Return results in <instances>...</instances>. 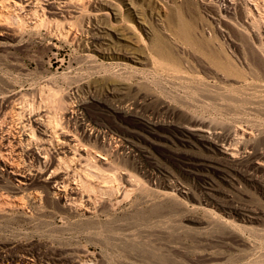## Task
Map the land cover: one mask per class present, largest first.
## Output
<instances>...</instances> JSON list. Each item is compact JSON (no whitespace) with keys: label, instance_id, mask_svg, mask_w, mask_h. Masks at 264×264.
I'll list each match as a JSON object with an SVG mask.
<instances>
[{"label":"rangeland","instance_id":"rangeland-1","mask_svg":"<svg viewBox=\"0 0 264 264\" xmlns=\"http://www.w3.org/2000/svg\"><path fill=\"white\" fill-rule=\"evenodd\" d=\"M99 1L108 4L115 9L117 3L120 4L122 7V13H120V11H117V19L116 17H113V14H111L110 18H107V16L102 15L101 13L96 16L99 19V34L101 36L99 39H92L90 35L87 36L90 46L89 49H84L83 43L85 42H83L82 40L80 44L83 48L81 49L78 46L79 39L77 40V43L74 42V44L77 45L76 46L71 42L65 41L59 36H48L45 34V32H41V34H17V38L13 34V26H10V24H8L9 26L6 24H0L1 89H8V87L9 89L15 88L17 92L25 93L30 97L33 86H39L40 82H43L46 79H50L51 82H55V86L59 89V91H62L60 94L64 93L69 97L66 99L67 102L65 105L71 110L77 109L81 103L93 101L96 99H106L105 101L107 102L111 99V101H108L107 103L111 105L113 104L115 107L123 109L127 108L125 110L134 113V115L136 116L140 114V116L138 117L143 120L147 119V121H158V127L156 130L157 135L155 136L157 139L150 137V142H144L143 140L138 141L137 139H133L134 142L136 141L135 143L137 144V146L139 148L141 147L140 149H143V151H145L147 157L141 155L131 156L129 154V150H125V154L128 153V155H130L129 163L128 161L126 162L120 158H117L114 154L113 156L111 155L112 157H110V161L112 163L114 162L113 165L115 166L119 165L122 168L128 169L130 172L135 174L139 178V180L146 186H151L152 188L156 186L154 187L155 189L158 188L160 190H166L164 189V186L162 184L164 176L159 172V169L161 168L164 173L168 172L167 175L170 176V179L172 180L171 182L177 185L178 188H182L184 191L188 190L186 191L188 195H178L179 197H176V199L178 200H176L177 202L169 199H165V202L163 201L164 199L162 197L154 196L153 201L151 198L152 203H150L151 201L149 202L148 200V203L145 201V203L142 202V204H130V200L134 199L135 195L129 196L128 199L125 200V203H123L121 206H115L112 213L116 212L115 214L119 217L124 216L132 218L137 212L149 210L150 207L154 205V207L158 210L160 209L161 212L164 213V215L162 218H159L156 223L153 224L155 227L152 225L149 230H143V232H140L138 235H136L138 237L133 236V238H130L128 242H125L129 245L132 244L130 245V249L129 246L123 247L124 244L117 241L116 244H109V246L104 249L105 251L103 250V252L99 247L89 244L84 238V235H98V233L100 232V229L98 228L99 224L97 218H95L94 221L90 222L83 219V216L79 217V215H76L72 220V222L74 221L75 224L69 225V223L64 222V219H62L60 215L55 213L56 211L54 209L46 210L43 204H37L33 202V199L30 198V196H25V202L27 203L28 207L26 206V208L23 209L16 207H13L14 209H8V207H4V210L0 213L1 247L14 246L20 251H31L33 253L38 252L44 253L46 255H52L54 251L63 253L65 252V250H78V257L82 258V262H86L85 260L87 259L86 256H88V254H93V256L96 257L102 256L101 258H103V260H106V264H264L263 109L252 107L245 110V113H243L241 109L231 107L232 111H230V109L228 111L229 107L226 106V103L218 99L215 100L216 95L214 94V97H211L213 95L209 93L201 94L199 95V97L195 90H192L193 88H190L188 85H174V82L176 81L171 79L167 75V72H163L159 67H157V65L154 64L151 59L145 57L146 55H148V50H146L144 46L153 39V37L151 38L152 33L154 36V33L157 30L156 32H158V34H160L161 36L169 37V28L170 30H173L175 27V30H177V28H180L181 22L185 25L189 22V28L193 27L189 29L191 33L194 29L196 30H194V33L191 34V39L197 46L206 44L215 45V43L220 40V33H218L219 30L217 29L219 28L216 26V22H212L213 20L211 17L216 15L215 12L217 11V7L214 6V4H209V6L204 5L202 4L201 0ZM214 2L216 1L214 0ZM206 7L208 10L205 9ZM176 13L179 15L176 16ZM170 15L171 18L169 17ZM180 15L181 17H179ZM174 18L175 20H173ZM176 18H178V21L180 22L179 25ZM127 19L131 21V24H129V22L127 24ZM226 21L228 22L229 20L225 18V21L223 22L224 26L222 25V27L227 26ZM93 24H95V21L93 22ZM166 24H169L171 27ZM171 24H174L175 26ZM188 24L186 25L187 28ZM128 25H134V29H138V31H140L139 33L143 36V38H145V40H140L134 33L132 27L128 28ZM177 25L179 27H177ZM213 26H216L217 28H213ZM144 27L149 31V33H146L144 31ZM154 27H157L156 30L154 29ZM159 28H161L162 31ZM166 30H168L169 32ZM115 31L116 33H119L118 36L115 34ZM194 34L197 36H195ZM194 36L196 39L193 38ZM78 37H80V35H78ZM82 38L86 40V36L84 34L81 36V39ZM80 50H85L83 51L84 54H82L83 52ZM85 53H89L90 55L89 57H87V59L89 58L88 62L85 59ZM93 53L96 56H94ZM190 53H192L191 56L189 55ZM125 54L127 55V57L125 56ZM186 55H184L185 61L188 60V58L189 60L188 62H185L184 67H186L187 63L190 64H188L186 67L184 73L185 77H205L206 79H203L208 80V82H217L216 79L213 80L215 74L213 73L214 71H212V69L214 68L212 66L208 67V64L203 62L204 57L199 51H196L195 49L192 50L190 48V51ZM188 55L190 57H188ZM136 58H138L139 60H137ZM111 63H114L117 66L114 64L111 65ZM114 66L116 67L114 68ZM152 75H155L154 77L157 78L155 82H153L154 77L151 78ZM160 76H163V80ZM148 77L151 80H148ZM144 80H148L150 82L152 81V84H150L148 81L145 82ZM165 80L166 82H168V80H172L174 82L171 81L169 83H166ZM56 83L59 86L56 85ZM140 84L141 86H139ZM145 84H150L148 87L154 84L157 85L151 86L150 91L149 88H144V86H146ZM30 87H32V89ZM114 87L115 89H117L111 96L110 90ZM80 89L82 91H80ZM174 89L177 90L175 91ZM152 91L154 93H158L157 95L159 97H156V95L153 94ZM176 93L178 94L175 95ZM161 94H164V96H161ZM205 94H207V97L210 96L209 100L207 99V101L203 98V96H206ZM140 95H142V97L144 96L143 98H145V96L147 97L144 100L142 97H140ZM148 95H150L151 97ZM154 95L155 98L162 99V102L161 100H156L153 97ZM166 95L170 97L172 96V98L170 99V97ZM195 96H198L199 98ZM119 97L120 99H118ZM140 98L143 100H141ZM165 100L166 102H164ZM211 100H214L215 102L213 101L212 103ZM140 101L143 105L140 103ZM143 101H146V103ZM134 102H138L139 105L141 104V107L139 108V105L136 106L137 103ZM150 102H153V105ZM155 102L156 106L159 108L154 106ZM163 102L164 104H161ZM221 102L222 105L220 104ZM147 103L148 105H144ZM199 105L204 109H200ZM135 107L137 108L135 109ZM165 108L169 109L168 111L163 112L165 111ZM208 108H212V111H209V113ZM222 109H224L223 112ZM256 109L260 113H258ZM135 111H137V113L139 114H137ZM217 111L224 115L220 113L218 114ZM193 112L196 114H194ZM199 112H203L202 114L204 115H201V113ZM224 112L226 113V116ZM216 113L220 116H217ZM195 115L197 118L194 117ZM197 115H199L200 118H205L206 122L205 120L203 121L202 118V120L199 119V116ZM96 116L97 120H101L100 123L104 125L103 128L105 127L104 129L107 136H113L117 140H121V142L125 141L124 143H126L127 138H132L130 131H128L132 130V128L130 129V126L123 121L113 119L111 116L103 112H98ZM96 116L94 117L96 118ZM212 116L215 117L213 118ZM79 117L82 116L79 115ZM194 118L198 119L197 122ZM216 118L219 123H216L217 121H214L216 120ZM191 119L193 120L192 123H194V121L196 123H199L201 121L204 122L205 124L201 122L202 125L212 134L211 137L213 139L215 133H218L221 136L227 135L229 133L230 135L235 137V143H230L233 144L232 147L234 146V149L237 148L235 149L236 151L238 150L240 152H236L237 155L239 153V155L237 156V158L239 157L238 165H234L235 167L218 165L217 169H211L210 171L199 170L195 172L196 175L195 173L189 176L185 175L182 172L181 168H178L179 165L186 167L190 166L192 162L204 163L208 162L209 160L211 161L212 158L213 160H217V158H220L214 148L212 150L207 149L206 147L201 145V142L194 136L185 138L188 139L187 145L180 144L179 138L181 137V135L178 129L183 125H190ZM168 128H174V130L176 131H170L168 130ZM225 128H229L230 130H225ZM236 130L239 131L237 132ZM224 131H226V134H224ZM230 132L233 133L231 134ZM238 134H240V136ZM166 136H168L169 138ZM222 143L224 142H221V144ZM114 144H111L112 149L116 147V143ZM117 144H119V142ZM194 144H198L199 146H195ZM98 148L99 152L104 154L106 153V150L111 151L108 145L104 148ZM179 157L183 158L179 159ZM150 173L156 175L154 176L155 178H153V181L148 177ZM211 181L215 183L213 184L214 190L211 189ZM214 193L218 198L217 202H219L220 204H209L206 201L207 198H209L208 194ZM1 195H4L10 201H14L15 199L18 200L22 197L21 193L13 191L9 188L3 190L0 189V196ZM171 201L172 203H170ZM149 203L152 205H149ZM221 204H224L226 206H236L252 213L255 212L257 213V218L247 221L244 219V216H240L236 213H231L230 215L226 214ZM134 205H138V208ZM207 210L209 212L211 211V213H209ZM37 211L40 212H38L36 216ZM41 212H43L45 215L43 216V213ZM47 213L49 217L48 215H46ZM216 214L219 215L221 219L223 218L222 220H225V222L219 219H215L214 215L216 216ZM39 215L41 216L38 217ZM98 219L104 221L106 217L101 216V218ZM84 227V230L87 229L86 233L77 230L80 228L83 229ZM144 239L147 241L144 242ZM140 241H142V243H139ZM60 249H63V251H61ZM84 249L88 250V254L84 253ZM162 256L163 258H161ZM164 257H166V259L171 258L172 261L166 260Z\"/></svg>","mask_w":264,"mask_h":264},{"label":"bare ground","instance_id":"bare-ground-1","mask_svg":"<svg viewBox=\"0 0 264 264\" xmlns=\"http://www.w3.org/2000/svg\"><path fill=\"white\" fill-rule=\"evenodd\" d=\"M215 1L216 2H214V0H201L202 4L204 5L209 6V4L212 5L214 4V6L217 7L216 8L217 11L215 12L216 15L211 17L213 20L212 22H216V26L219 28L217 29L219 30L218 33H220L219 34L220 40L217 41L216 43L214 42L215 45L206 44V45L197 46L194 43V41L191 39L192 38L191 34L194 33L195 29L191 33L189 29L193 27L189 28V24H188L189 22L186 23V25L188 24V28H187V26L184 23L182 22L180 23L178 21V18H176L178 21V25L180 23V28H177V30H175V27L173 30H170L169 28L170 31L168 35L169 37L161 36L160 34H158V32H156L157 27L156 28L154 27L156 31L154 33V36L152 33L151 38L153 37V39L147 45L144 46V48L148 50V55H146L145 57L151 59L154 62V64L157 65V67H159L163 72L164 71L167 72L168 73L167 75L171 79L176 81L174 82L171 80L172 82L175 83L174 85L176 84H180V86L188 85L190 88H193L192 90H195L198 96L204 93H209L212 95L214 94L216 95L215 100L218 99L226 103V106L229 107V108L227 107L228 111L229 109L230 111H232L231 107H233L236 109H241L243 113H245L244 112L245 110L253 107V108L263 109L264 112L263 0H215ZM121 9L122 7L118 3L115 9L110 5L105 4L99 0H0V24L1 25L10 24V26H13L14 29L13 34L15 36L17 34L22 35L24 33L41 34V32H45V34L48 36H59L60 38H63L65 41L71 42L72 44H74V42L77 43V40L79 39L78 46L81 49L83 48L81 47L80 44L82 40L83 42H85L83 43L84 49L85 48L89 49L90 46L87 36L90 35L92 39H99L101 36L99 34L100 32L99 19L96 16L99 13H101L102 15L107 16V18H110L111 14H113L114 15L113 17H116L117 19L118 17L117 11H120V13H122ZM205 9H207V7ZM178 15L179 14H177L176 16ZM169 17L171 18V15ZM179 17H181V15ZM225 18H227L229 21L228 22L226 21L227 22L226 27H222ZM173 20H175V18ZM94 21L95 24H93ZM128 22L129 24H131V21L127 19V24ZM166 25L170 26L169 24ZM178 25L177 27H179ZM216 26H213V28ZM131 27L140 40H145V38H143V36L139 33L140 31H138V29L136 28L134 29L135 27L134 25H128V28ZM159 29L161 30V28ZM144 31L146 33H149V31L146 28L144 29ZM83 34L86 36V40H84L83 38L81 39V36ZM115 34L117 36L119 35V33H116V31ZM78 35H80V37H78ZM195 36L193 38H195ZM190 48L192 50L195 49L196 51H199L204 57L203 62L208 64L207 65L208 67L212 66L214 68L212 69V71H214L213 73L215 74V76L214 78L212 76V78L213 80L214 79L217 80L216 83H211L212 81L208 82V80H205L206 79L205 77L187 78L184 76L186 67L188 64H190L187 63L186 67H184L185 62H188L189 60L188 58V60L185 61L184 55L188 54ZM89 53H85L86 58L83 57L87 60V62L89 61V58L87 59V57L90 56ZM82 54H84V52ZM189 55L191 56L192 53H190ZM189 55L188 57H190ZM94 56L96 55L94 54ZM125 56L127 57L126 54ZM136 59L139 60L138 58ZM112 64L114 63H111V65ZM116 66H114V68ZM154 76L152 75L151 78H153ZM161 78L163 80V76ZM147 79L149 80L150 78L148 77ZM156 79L157 78L154 77L153 82H155ZM148 80L146 81L144 80V81L147 82ZM171 81L168 80V82H166L165 80L166 83H169ZM148 82L152 84L151 83L152 81L151 82L148 81ZM56 85L58 84L56 83ZM149 85L146 86L143 85V86L144 88L146 87L147 89L148 88L150 89L151 86L157 84L148 87ZM139 86H141V84ZM1 88L2 87L0 86V189L3 190L9 188L13 191L21 193L22 197L20 196L21 197L20 199L18 200L15 199L14 201L12 200L10 201L4 195H1L0 213L1 211L4 210V207H8V209L9 208L11 209L13 207L22 208V209L26 208V206L28 207L27 203L25 202V196L27 197L30 196V198L33 199V202L37 204H43L46 210L54 209L56 211L55 213L60 215V217L64 219V222L69 223V225L75 224V222L74 221L72 222V220L75 218L76 215L77 216L79 215V217L83 216L84 217L83 219L90 222L94 221V219L97 218L99 224L98 228L100 229V232L98 233V235H90L87 233L88 235H84V238L89 244L99 247L103 252V250L106 249L109 246V244L111 245L116 244L117 241L123 243L124 244L123 247L129 246L130 249L131 247L130 245L132 244L129 245L126 244L125 242H128L130 238H133V236L138 235L140 232H143V230L145 231L149 230L152 227V225L156 223L159 220V218H162L164 215V213L161 212L160 209L158 210L157 208H155L154 205L150 207L149 210L137 212L135 216H133L134 218L133 217L128 218L124 216L119 217L115 214L116 212L112 213L115 206H121L123 203H125V200L128 199L129 196L135 195L134 199L130 200V204H142V202L145 203V201L148 203V200L150 202L151 198L153 201L154 196L162 197L164 199L163 201H165V199H169L174 202L177 200L176 197L178 195L186 196L187 194L186 191L188 190L184 191L182 188H178L177 185L171 182L172 180L170 179V176L167 175L168 172L164 173L161 170V168L159 169V172L164 176L162 184L164 186V189L166 190H160L158 188L155 189L154 187L156 186H154L153 188L151 186H146L143 182L139 180V178L135 174L130 172L128 169L122 168L119 165L115 166L113 165L114 162L112 163L110 161L111 159L110 157H112L113 154L116 155L117 158L122 159L123 161L126 162L128 161V163L130 160V155L131 156L141 155L147 157L145 151H143V149H140L141 147L139 148L135 143L136 141L134 142L133 139H137L138 141L143 140L144 142H150L151 141L150 137L156 138L155 136L157 135L156 130L158 127L157 125L158 121L157 122L153 120L147 121V119L143 120L138 117L140 116V114L137 113V111L135 112L139 114L138 116L134 115V113L130 111L125 110L127 108L123 109V108L115 107L113 104L111 105L107 103L108 101H111V99L108 100L107 102L105 101L106 99L105 100L96 99L93 101L81 103L77 109L71 110L70 108H67L65 105L67 102L66 99L69 97L64 93L60 94L62 91L60 92L59 89L55 86V82H51L50 79L49 80L46 79L45 81L40 82L39 86H33V89L32 87H30L32 89V93L30 97L25 93L17 92L15 88L9 89L8 87V89L3 88V90ZM116 89L114 87L113 89L110 90L111 96ZM80 91L82 90L80 89ZM152 93L155 94L156 97L158 96L157 95L158 93H154L153 91ZM177 94L178 93H176L175 95ZM155 95L153 96L154 98ZM205 95L206 96H203L204 100L205 99L206 101L207 99L209 100L210 96L207 97V94ZM214 95L211 97H214ZM161 96H164V94L163 95L161 94ZM198 96L195 97L199 98L200 96L199 97ZM140 97H142V95H140ZM146 97L147 96H145V98L143 99L145 100ZM171 98L172 96L170 97V99ZM118 99H120V97ZM155 99L161 100L162 102V99L159 98H155ZM213 101L211 100L212 103ZM143 102L146 103V101ZM164 102H166V100ZM164 102L161 104H164ZM222 102L220 103L221 105ZM134 103H137L136 106L139 105L138 102H134ZM150 103H152L153 105V102ZM140 105L139 108L141 107ZM144 105H148V103ZM154 106L157 107L156 102ZM136 108L137 107H135V109ZM199 108L202 109L203 107L201 108L200 106ZM168 109L165 108V111H163V109L162 111L166 112L168 111ZM209 111H212V108L211 109L208 108V113ZM223 111L224 109H222V112ZM98 112L106 113L107 115L111 116L113 119H118L129 125L130 129L132 128V130H128V131H130L132 138H127L126 143H124L125 141L121 142V140H117L113 136L110 135L107 136L106 131L104 129L105 127L103 128L104 125L100 123L101 120L100 121H98L99 119L97 120L98 115L96 116V114ZM257 112L260 113L259 111ZM202 113L201 115H204ZM219 113L220 112H218V114ZM79 115H81L82 117H79ZM94 116H96V118ZM194 117L197 118L196 115ZM201 118L203 119V117ZM201 118L199 116V119ZM195 120L197 122L198 119ZM204 120L205 118L203 119V121ZM192 121L193 120L191 119V123ZM214 121H217V118ZM196 122L194 121V123L192 124L190 123V125L188 126L183 125L184 127L182 126L178 129L181 135V137L179 138L180 144L187 145L188 139L185 138L194 136L196 137L197 140L201 142V145H203L207 149L212 150L214 148L215 151H217V154L220 156V158H217V160L215 159L213 160L212 158L211 161L209 160L208 162H204V163L192 162L190 166H186V167L179 165L178 168H181L182 172L185 175L189 176L199 170L210 171L211 169H217L218 165L221 166L238 165L239 157L237 158V156L239 155L240 152L238 150L236 151L235 149L237 148L234 149V146L232 147L233 144L230 143V142L235 143L234 141L236 140L235 137H233L229 133L224 136L215 133L213 139L211 137L212 134L202 125V123L203 124L205 123L202 121H201L202 123L201 122L196 123ZM216 123H219V121H217ZM226 129L230 130L229 128H225V130ZM168 130L173 132L176 131L174 130V128L173 129L168 128ZM225 132L226 131H224V134H226ZM238 135L240 136V134ZM118 142L119 144H117ZM221 142L224 143L221 144ZM114 143H116V147L112 149L111 144ZM107 145L109 149H111V151L106 150L105 154L99 152L98 147L104 148ZM194 145L196 146L198 144H194ZM125 150H129L130 155H128V153H126L127 154L126 155ZM236 152H239L238 155L236 154ZM182 158L179 157V159ZM154 176L156 175L151 173L148 175L149 179H152V181L153 178H155ZM213 184L215 183L211 181L210 186L212 187L211 188L212 190H214ZM208 196L209 198H207L206 201L209 204L219 203L217 202L218 198L215 196V193L208 194ZM152 201L150 203H152ZM172 201L170 203H172ZM150 203L149 205H152ZM135 207L138 208V205ZM222 207L226 214L230 215L231 213L232 214L236 213L240 216H244L245 217L244 219L247 221L257 218L256 217L257 213L255 212L252 213L250 211L241 209L236 206L235 207L226 206L223 204ZM38 212L40 211H37V213L35 212L36 216ZM48 213L46 215H48ZM209 213H211V211ZM44 215L45 214L43 213V216ZM40 216L41 215H39L38 217ZM101 216L106 217V219L104 221L99 220L98 218H101ZM214 218L219 220L223 219V218L221 219L220 216L217 214L216 216L214 215ZM222 221L225 222V220ZM85 227L83 229L80 228L77 230L86 233L87 229L84 230ZM142 241H140L139 243H142ZM145 241L147 240L144 239V242ZM61 251H63V249ZM84 253L88 254V250H85ZM78 254H79L78 250H69V251L65 250V252L63 253H58L57 251H54L52 255H46L44 253H38V252L33 253L31 251H20L14 246L1 247L0 245V264H106L105 263L106 260H103V258H101L102 256L96 257L93 256V254L90 255L88 254V256L85 255L87 257V259L85 260L86 262H82V258L78 257ZM163 256L161 258H163ZM164 258L166 259V257ZM166 260L172 261L171 258Z\"/></svg>","mask_w":264,"mask_h":264}]
</instances>
